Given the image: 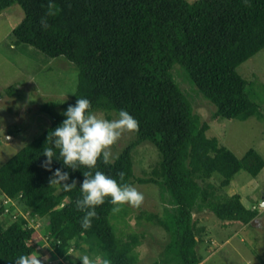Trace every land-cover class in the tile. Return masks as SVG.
I'll return each instance as SVG.
<instances>
[{"label": "trees", "instance_id": "trees-1", "mask_svg": "<svg viewBox=\"0 0 264 264\" xmlns=\"http://www.w3.org/2000/svg\"><path fill=\"white\" fill-rule=\"evenodd\" d=\"M50 2L58 12L47 18L50 26L44 29L40 21ZM14 4L22 7L24 17L12 29V43L65 57L61 67L72 75L77 69V81L63 89L71 94L68 99L42 105L50 117L46 128L0 167V264H15L21 255L32 258L36 227L44 222L56 264H82L72 251L88 256L89 264L96 259L100 264H140L139 234L118 233L111 220L130 213L126 204L113 212L106 199L97 206L91 228L82 229L84 213L75 201L86 169L73 171L55 159L51 170L42 166L50 130L79 97L89 99L93 111H104L109 120L123 109L138 121L135 140L111 164L98 161V170L117 181L123 172L124 183L132 186H163L173 206L163 215L142 211L139 219L166 229L171 235L166 250L173 249L183 264L204 260L197 251V209L209 208L222 220L247 225L260 215L258 207H246L241 194L222 199L217 192L242 170L256 177L264 157L254 148L240 157L210 137V123L196 108L206 101L214 119H263L264 83L251 80L254 87H248L238 67L264 48V0H0V12ZM178 69L198 91L178 82ZM20 87L12 84L7 93L17 96ZM142 142L159 151L150 177L138 176L134 169L133 153ZM57 168L70 174L69 183L78 182L72 191L50 185ZM216 174L219 186L211 181Z\"/></svg>", "mask_w": 264, "mask_h": 264}, {"label": "rangeland", "instance_id": "rangeland-1", "mask_svg": "<svg viewBox=\"0 0 264 264\" xmlns=\"http://www.w3.org/2000/svg\"><path fill=\"white\" fill-rule=\"evenodd\" d=\"M11 14L15 17L19 15L20 20L17 21ZM23 17L24 11L19 4L0 12V167L46 128L45 124L50 117L47 112L42 111V105L52 99H68L71 94L63 89L68 83L77 81L75 65L70 63L76 69L73 74L75 79L71 73L62 69V60L66 61L65 57H50L31 45L12 43V29ZM238 71L248 80L250 88L254 87L251 80L264 83V48L243 62ZM177 80L190 91L192 88L188 83L198 91L197 86L193 85L190 79H186V74L181 69L177 70ZM18 83L22 87L17 96L8 94L7 88ZM199 104L196 109L204 120L209 121L210 137H218L222 145L240 157L251 148L259 151L264 157V117L260 119L253 116L246 120L214 119L210 104L206 101ZM95 113L100 118L108 119L104 111ZM135 138L132 131L123 132L110 147L112 158ZM133 158L135 173L141 177L152 176V168L160 160L158 149L150 142L139 143ZM218 178L220 175L216 174L211 181L219 186ZM133 186L143 193L144 200L138 208L126 204L130 213L125 218H115L113 221L111 216L116 232L119 230L139 234L141 245L137 249L140 264H183L173 249L166 250L171 236L166 229L157 221L142 217L139 219L142 211L163 215L166 207L173 206L171 196L159 184L136 183ZM217 193L222 199L239 193L246 207H258L261 213L247 225L222 220L209 208L197 209L194 218L199 240L197 251L204 258L201 264H264V168L256 177L246 170L240 171L229 185ZM18 209L21 211L16 207V210ZM124 219L129 224H126ZM29 220L30 224L38 223L36 219ZM44 223H38L40 226L36 227L40 230L38 229L39 234L34 239L37 252L32 259H39L41 264H56L59 259L43 232ZM71 255L73 258L82 256L80 251H72ZM65 263L69 264L67 260ZM100 263L101 260L96 259L92 264Z\"/></svg>", "mask_w": 264, "mask_h": 264}, {"label": "clouds", "instance_id": "clouds-1", "mask_svg": "<svg viewBox=\"0 0 264 264\" xmlns=\"http://www.w3.org/2000/svg\"><path fill=\"white\" fill-rule=\"evenodd\" d=\"M50 2L45 16L41 17V26L47 29L48 17L57 15ZM75 94V93H74ZM65 119L54 129H51L44 147L43 155L47 158L43 167L51 170L53 160L62 161L63 165L73 171L83 170L85 177L79 183L80 198L75 201L76 208L84 215L80 220L82 229L92 226V219L97 216V206L103 205L108 200L113 207V212L120 211V205L129 204L140 207L144 195L131 184L124 183L123 172L119 173V181L112 176L98 170V161L108 165L112 163L110 147L120 138L125 131L138 130V121L127 111L119 110L117 118H100L93 111L89 99L80 98L75 105H69L62 112ZM70 174L60 168L55 169L50 179V185L56 186L65 192L72 191L78 182L69 183ZM110 198V199H109ZM82 264H89V257L76 256ZM15 264H41L39 259H32L21 255Z\"/></svg>", "mask_w": 264, "mask_h": 264}, {"label": "water", "instance_id": "water-1", "mask_svg": "<svg viewBox=\"0 0 264 264\" xmlns=\"http://www.w3.org/2000/svg\"><path fill=\"white\" fill-rule=\"evenodd\" d=\"M262 206L264 207V198H263Z\"/></svg>", "mask_w": 264, "mask_h": 264}, {"label": "flooded vegetation", "instance_id": "flooded-vegetation-1", "mask_svg": "<svg viewBox=\"0 0 264 264\" xmlns=\"http://www.w3.org/2000/svg\"><path fill=\"white\" fill-rule=\"evenodd\" d=\"M264 198V197H263Z\"/></svg>", "mask_w": 264, "mask_h": 264}]
</instances>
